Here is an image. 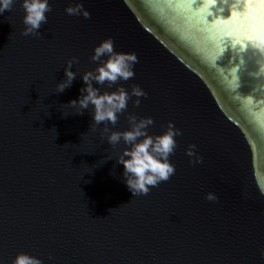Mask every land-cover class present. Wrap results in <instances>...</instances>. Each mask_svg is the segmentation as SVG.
<instances>
[{
	"label": "water",
	"instance_id": "water-1",
	"mask_svg": "<svg viewBox=\"0 0 264 264\" xmlns=\"http://www.w3.org/2000/svg\"><path fill=\"white\" fill-rule=\"evenodd\" d=\"M49 2L35 36L22 35L21 0L0 15V264L21 252L43 264H264V56L211 27L234 0H216L210 17L207 0ZM76 3L88 19L65 12ZM109 37L138 57L118 83L147 97L108 127L124 130L134 114L153 119L150 134L181 133L175 174L147 195L124 182L123 143L102 138L91 108L67 106ZM73 57L76 77L58 93Z\"/></svg>",
	"mask_w": 264,
	"mask_h": 264
},
{
	"label": "clouds",
	"instance_id": "clouds-1",
	"mask_svg": "<svg viewBox=\"0 0 264 264\" xmlns=\"http://www.w3.org/2000/svg\"><path fill=\"white\" fill-rule=\"evenodd\" d=\"M15 2L16 0H0V15L5 11H11ZM21 7L24 12L22 35L40 34L39 29L48 22L46 14L52 11L49 0H21ZM240 7L239 0H234L231 3L230 17L233 15V9L239 10ZM250 7H256V5L246 4L244 9ZM65 12L70 16L83 15L85 19L90 17V13L82 3L70 4L65 8ZM260 20V26L244 45L264 56V16H261ZM91 60L96 62L95 69L81 75L84 86L80 89V95L77 99L69 101L67 106L78 109L76 111L78 114H83V110L91 108L92 124L97 126L103 124L104 133H107L102 138L107 139L111 147L123 143L124 148L116 160L118 164L123 165L124 182L133 197L147 195L151 188L158 187L175 174V166L170 162V156L176 148L175 137L181 133L169 125L159 134H150L148 129L153 125V119L151 117L137 118L134 114H129L127 117L128 128L111 130L108 125L115 126L119 116L127 112L128 102L132 97H136L134 103L137 107L140 104V98L147 97V93L138 85H134L129 91L118 83L119 81L127 82L135 76L134 66L138 63V57L135 53L115 51L114 42L109 37L94 48ZM78 62L76 57L67 62L66 79L56 84V92L62 93L72 86L76 72L71 69L73 64ZM93 82L99 87H94ZM105 85L107 89H112L114 85L115 88L111 91H101ZM194 147V145L190 146L186 150L190 158L194 156ZM110 158L109 156L108 159ZM191 162L202 163L203 161L202 158L197 157ZM257 186L260 195L264 196V182H259ZM206 199L216 201L218 197L213 193H208ZM112 210L114 209H110V212ZM260 254L264 256V249H261ZM49 259L52 257L50 256ZM12 264H43V261L39 257L21 252L17 254Z\"/></svg>",
	"mask_w": 264,
	"mask_h": 264
},
{
	"label": "snow or ice",
	"instance_id": "snow-or-ice-1",
	"mask_svg": "<svg viewBox=\"0 0 264 264\" xmlns=\"http://www.w3.org/2000/svg\"><path fill=\"white\" fill-rule=\"evenodd\" d=\"M177 2V0H172ZM184 2V0H180ZM240 9H233V15L229 19L217 20L212 28L220 30L222 35L231 36L237 44H245L247 40L255 33L260 26V17L264 16V0H239ZM216 0H207L206 6L201 9V13L210 17L213 15L209 8L215 6ZM246 4H255L256 7H250L246 10ZM223 9H221L222 11ZM203 19V16L201 17ZM255 152V149L253 150ZM258 183L264 182V174L257 173Z\"/></svg>",
	"mask_w": 264,
	"mask_h": 264
}]
</instances>
